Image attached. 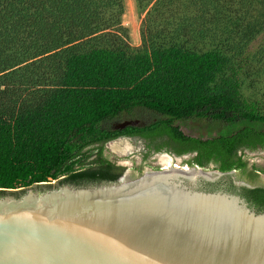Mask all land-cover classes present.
Masks as SVG:
<instances>
[{"label": "trees", "instance_id": "16d2710c", "mask_svg": "<svg viewBox=\"0 0 264 264\" xmlns=\"http://www.w3.org/2000/svg\"><path fill=\"white\" fill-rule=\"evenodd\" d=\"M136 3L156 16L140 48L122 25L124 0H0V197L53 189L42 184L63 174L57 187L116 183L124 169L103 152L120 137L144 140L146 156L196 153L190 166L257 178L238 151L264 148V114L230 72L264 31V0ZM136 109L154 122L102 128ZM195 120L223 127L199 137L181 131L179 123ZM90 151L98 157L89 163ZM74 162L92 167L72 171ZM222 186L264 212V187L237 189L229 176L206 187Z\"/></svg>", "mask_w": 264, "mask_h": 264}, {"label": "water", "instance_id": "95a60500", "mask_svg": "<svg viewBox=\"0 0 264 264\" xmlns=\"http://www.w3.org/2000/svg\"><path fill=\"white\" fill-rule=\"evenodd\" d=\"M165 156L169 167L116 183L0 197V264H264V212L206 187L235 171Z\"/></svg>", "mask_w": 264, "mask_h": 264}, {"label": "rangeland", "instance_id": "374dc122", "mask_svg": "<svg viewBox=\"0 0 264 264\" xmlns=\"http://www.w3.org/2000/svg\"><path fill=\"white\" fill-rule=\"evenodd\" d=\"M125 13L122 18V25L127 29L129 35V44L133 48H140L142 45V36L150 37L153 34L152 21L155 20L156 16L151 14L148 15V10L140 11L138 9L136 0H124ZM232 55V54H231ZM234 60V71L230 74H234L239 80L241 85L242 98L247 104L254 108L256 111L264 114V31L256 36L245 52L240 56L236 55ZM155 115L149 110L136 109L132 113L123 114L113 122H107L102 125L105 130H116L127 127L129 125L136 126H147L154 122ZM180 129L186 135L199 137L206 136L208 134L216 135L221 129L222 125L208 123L206 121H189L179 123ZM128 143L133 147V151L129 155L120 156L119 154L111 150V145L115 142L109 143L105 147V156L115 158L121 161L124 167V172L130 173L132 177L140 176L144 171L155 166H166L169 167L173 161L166 154L161 153L157 155L146 156L147 146L145 143L127 139ZM88 155H93L94 152L90 151ZM247 160L251 164H255L257 169L261 171L262 178L255 181L254 185L264 186V149H259L249 153ZM182 159V157H179ZM167 159L168 165L163 164L161 160ZM179 164L178 162H174ZM182 164H185L182 159ZM75 162L72 164V171H78L83 169ZM237 179L244 178L236 174ZM66 174L61 175L56 180H51L46 185H52L53 189L58 188L59 181L64 179ZM37 187V186H34ZM27 189H17L14 193H22ZM41 192L42 189L37 188ZM47 190V188H45Z\"/></svg>", "mask_w": 264, "mask_h": 264}, {"label": "flooded vegetation", "instance_id": "af4514ba", "mask_svg": "<svg viewBox=\"0 0 264 264\" xmlns=\"http://www.w3.org/2000/svg\"><path fill=\"white\" fill-rule=\"evenodd\" d=\"M194 137V136H193ZM120 138H127V139H134V140H139V141H141V142H143V143H145V145H146V142L144 141V140H142V139H140V138H131V137H120ZM119 139V138H118ZM118 139H115V140H112V141H110V142H108V143H106L105 144V147L109 144V143H112V142H115V141H119ZM259 149H264V148H258L257 150H259ZM254 151H256V150H254ZM149 152V149L147 148V151H146V154ZM251 152H253V151H251V150H249V149H247V148H241V149H239V151H238V156H240V157H242V159H244L246 162H247V168H246V171H247V173H255V175L257 176V178L254 180V181H247L246 179L244 180V181H246V182H248V183H250V184H253L254 185V182L255 181H257V180H259V179H261L262 178V174H261V171L260 170H255V169H257V166L255 165V164H251L248 160H247V155L249 154V153H251ZM161 153H164V154H168L169 156H171V157H173V158H179V157H182L183 158V162L185 163V164H190V161L196 156V153H188V154H184V155H181V156H178L174 151H172L171 149H164V150H162L161 152H155L154 150H150V154L152 155H157V154H161ZM145 154V155H146ZM149 154V155H150ZM97 157H98V151H94V154L93 155H91V157L88 159V162L90 163V162H92V161H94V160H96L97 159ZM103 157L104 158H106L107 160H108V162L109 163H112V164H114L116 167H120V168H123L124 169V167H123V164L121 163V161L120 160H118V159H115V158H111V157H107V156H105V149H104V152H103ZM209 166H212L214 169H215V166L213 165V164H210ZM90 167H92V165L91 164H88V166L86 167V168H84V169H87V168H90ZM152 168H154V169H159L160 167H152ZM125 170V169H124ZM233 171H235V174L234 175H232V176H229L230 177V179H231V181H232V184L234 185V179H236V180H242L241 178L240 179H237L236 178V174H238V176L240 175L241 177H243L242 176V174H241V172L239 171V170H233ZM125 174V172L122 174V176ZM121 176V177H122ZM120 177V178H121ZM244 178V177H243ZM243 181V180H242ZM235 186V185H234ZM262 187H264L263 185H261Z\"/></svg>", "mask_w": 264, "mask_h": 264}, {"label": "bare ground", "instance_id": "6f19581e", "mask_svg": "<svg viewBox=\"0 0 264 264\" xmlns=\"http://www.w3.org/2000/svg\"><path fill=\"white\" fill-rule=\"evenodd\" d=\"M128 141L129 140L127 139H121L112 144L110 148L113 152L119 154L120 156L129 155L133 151V147L131 146V144L128 143ZM161 162L163 164L165 163L166 165H168L167 159H163L161 160Z\"/></svg>", "mask_w": 264, "mask_h": 264}]
</instances>
